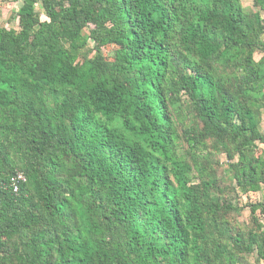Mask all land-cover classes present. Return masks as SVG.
Here are the masks:
<instances>
[{
	"label": "trees",
	"instance_id": "trees-1",
	"mask_svg": "<svg viewBox=\"0 0 264 264\" xmlns=\"http://www.w3.org/2000/svg\"><path fill=\"white\" fill-rule=\"evenodd\" d=\"M252 2L24 0L0 28V264H264L226 197L264 190Z\"/></svg>",
	"mask_w": 264,
	"mask_h": 264
},
{
	"label": "rangeland",
	"instance_id": "rangeland-1",
	"mask_svg": "<svg viewBox=\"0 0 264 264\" xmlns=\"http://www.w3.org/2000/svg\"><path fill=\"white\" fill-rule=\"evenodd\" d=\"M2 4L0 5L1 7V11H0V28H4L6 30H14V31H18V26H17V17H16V11L18 9V3L13 4L14 1L13 0H2ZM241 4L242 7L245 9V12L247 15H254L258 9L256 7L253 6L252 0H241ZM40 6V4H38ZM36 13L41 15L42 11L40 7H37L36 9ZM41 20L44 19L43 15H41ZM260 17L263 19L264 15H262V13L260 14ZM89 30L86 29L85 30V34L88 35ZM262 41L264 42V35L261 36ZM87 49L91 50L88 55L86 56V59H91L94 56V51H92L93 49V43L92 41H88L87 42ZM112 53H113V48L111 47H107L105 49L102 50V56L105 57L106 60H110L112 57ZM254 60H257L259 58L258 54L254 55ZM262 104V109L264 108V103ZM182 109H186V106H183ZM264 113V112H262ZM182 121H185V127L192 131L194 130L195 124L194 121L192 120L190 115H186L184 116L183 119H181ZM264 123V122H263ZM264 148V147H261ZM218 160L220 163H222L221 168H222V172L227 171L226 166H224V164L227 162L226 157L224 154H220L218 155ZM221 173V172H220ZM191 178V183L192 184H196L197 180L194 174H192L190 176ZM228 199L230 200H234L236 206H238V208H240L239 213H233L231 215V217H233L235 224L238 225V227L240 228H247L249 227V225H252L256 222V220H260L261 222L264 223V215L260 216L259 215V211L257 210V212L255 213L256 215L250 214V207L251 206H256V204L260 203L261 205H264V190L260 191V192H248V194H239L236 191H230L227 196ZM250 261L252 262V260L250 259Z\"/></svg>",
	"mask_w": 264,
	"mask_h": 264
},
{
	"label": "built area",
	"instance_id": "built-area-1",
	"mask_svg": "<svg viewBox=\"0 0 264 264\" xmlns=\"http://www.w3.org/2000/svg\"><path fill=\"white\" fill-rule=\"evenodd\" d=\"M24 180V176L21 173H17V175L11 179L9 188L13 193H16L18 191V184L23 183Z\"/></svg>",
	"mask_w": 264,
	"mask_h": 264
},
{
	"label": "crops",
	"instance_id": "crops-1",
	"mask_svg": "<svg viewBox=\"0 0 264 264\" xmlns=\"http://www.w3.org/2000/svg\"><path fill=\"white\" fill-rule=\"evenodd\" d=\"M14 1V3L13 4H17L18 3V9H17V11L20 9V7L23 5V2H24V0H13ZM2 0H0V5L2 4ZM253 3V2H252ZM1 7V6H0ZM0 11H1V8H0ZM16 11V12H17ZM264 117H263V119H262V121H261V123H260V127H261V129L263 130V132H264Z\"/></svg>",
	"mask_w": 264,
	"mask_h": 264
}]
</instances>
